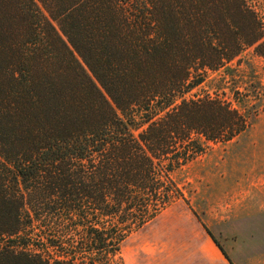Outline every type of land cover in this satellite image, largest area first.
Masks as SVG:
<instances>
[{
    "label": "trees",
    "instance_id": "trees-1",
    "mask_svg": "<svg viewBox=\"0 0 264 264\" xmlns=\"http://www.w3.org/2000/svg\"><path fill=\"white\" fill-rule=\"evenodd\" d=\"M257 5L0 0V264H120L183 200L172 175L264 107Z\"/></svg>",
    "mask_w": 264,
    "mask_h": 264
},
{
    "label": "rangeland",
    "instance_id": "rangeland-1",
    "mask_svg": "<svg viewBox=\"0 0 264 264\" xmlns=\"http://www.w3.org/2000/svg\"><path fill=\"white\" fill-rule=\"evenodd\" d=\"M257 10L264 16V0H258ZM243 57L242 69L246 75L252 71L257 76L264 94V58L252 57L250 52ZM208 91L204 84L197 94L203 97ZM172 179L183 200L173 203L121 244L120 264H165L176 251L175 246L163 244L167 234L184 238L187 250L188 240L206 231L226 248L240 234L241 224H256L242 219L264 216V107L245 133L228 143L210 144ZM245 214L250 217H243Z\"/></svg>",
    "mask_w": 264,
    "mask_h": 264
},
{
    "label": "crops",
    "instance_id": "crops-1",
    "mask_svg": "<svg viewBox=\"0 0 264 264\" xmlns=\"http://www.w3.org/2000/svg\"><path fill=\"white\" fill-rule=\"evenodd\" d=\"M243 217H250L245 214ZM157 218V217H156ZM240 234L226 248L216 245V241L206 232H198L194 238L188 240V249L185 248L184 238L175 235H163V244L167 247H176L171 252L170 260L165 264H264V216L257 219H242ZM248 229L247 233L244 229ZM216 243H215V242ZM187 244V245H188ZM175 246V247H173ZM223 251L224 255L220 251Z\"/></svg>",
    "mask_w": 264,
    "mask_h": 264
}]
</instances>
